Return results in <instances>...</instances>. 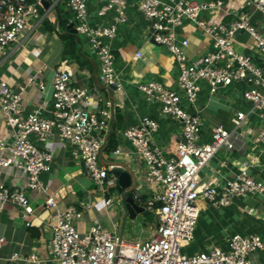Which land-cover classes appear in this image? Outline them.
Here are the masks:
<instances>
[{"label": "built area", "instance_id": "obj_1", "mask_svg": "<svg viewBox=\"0 0 264 264\" xmlns=\"http://www.w3.org/2000/svg\"><path fill=\"white\" fill-rule=\"evenodd\" d=\"M97 1V16L109 17L110 23L92 22L90 0H48L45 9L49 12L60 2L66 3L73 14L72 23L77 33L87 38L96 54L101 83L106 87L115 85L114 92L121 94L124 87L116 69L112 42L118 35L119 25L128 21L130 1H135L139 11L153 23V39L168 48L179 67L177 90L156 80L141 83L139 89L147 100L160 104L164 115L181 122L182 136L175 153L166 156L154 140L159 129L156 119L144 116L138 124L123 132L147 164L148 183L160 185V191L149 200L150 206L160 203L155 208L157 230L151 238L127 241L99 224L82 234L76 226L82 212L73 206L57 209L51 226V248L56 261L58 264H256L250 256L264 247L259 235L234 234L228 250L214 246L194 255L183 251L195 238L200 217L199 198L222 207L238 197L264 195V184L248 173L247 166L221 189L211 183L202 184L201 178L202 169L221 148H233L231 138L248 117L246 112H237L233 130L217 125L212 129L211 141L203 142L204 122L198 99L204 83L211 94L238 81L249 83L244 98L250 103L251 111H260L264 119V35L252 24L250 10L238 13L237 20L230 24L208 23L202 14L221 9L224 1ZM244 5L264 16V0H244ZM42 8V0H0V60L6 48L19 43L21 34L29 26L41 21ZM185 19L196 22L213 40V50L194 61L183 48L188 40H183L182 45L177 41V29ZM238 30L254 38L259 62L252 55L237 51L235 36ZM38 77H28L27 82L44 89V83L37 82ZM24 93V86L14 90L6 80L0 79V110L9 128L7 136H0V168L19 160L25 170L24 186L0 184V212L12 203L25 217L32 214L28 191L47 194L46 207H57L55 198L47 193L48 187L40 180L41 173L51 169L54 155L36 143H47L56 132L75 146L88 176L103 195L105 207L112 208L115 205L112 191L117 189L118 178L111 172L112 166L101 163L112 122V103L107 100L101 105L97 88L73 84L70 73L64 70L55 71L53 76V104L49 117L42 116L40 109L26 112ZM255 141L264 145V127ZM114 153L120 155L122 151L116 149ZM134 198L142 199L141 192H136ZM5 243L6 238L0 237V248ZM11 258L21 259L26 264L43 262L36 253L25 256L15 253Z\"/></svg>", "mask_w": 264, "mask_h": 264}, {"label": "crops", "instance_id": "obj_2", "mask_svg": "<svg viewBox=\"0 0 264 264\" xmlns=\"http://www.w3.org/2000/svg\"><path fill=\"white\" fill-rule=\"evenodd\" d=\"M200 3L218 0H195ZM221 9L207 11L202 18L208 23L230 24L237 20L238 13L250 10L251 22L264 35V16L249 9L244 0H222ZM99 2L90 0L89 11L93 23H110L111 19L97 16ZM41 21L29 26L20 36L19 43H14L4 51L0 60V79L6 80L14 90L25 87L24 105L26 112L40 109L42 116L49 117L53 104V76L55 71L70 73L73 84L97 88L100 91L101 105L109 100L114 118L119 117L120 126L117 135V147L111 151L103 150L101 163L106 167L115 164L125 166L133 175L135 189L141 192L142 199H135L145 212L138 213L134 219L128 214L122 193L113 190L115 205L106 208L103 195L97 190L88 176L79 152L58 132L47 142L36 143L49 149L54 159L51 169L40 175L41 182L48 187L57 202V207H46L47 194L28 191L33 213L25 217L22 210L9 203L0 212V237L6 243L0 248V264H26L21 259H12V255L36 253L42 264H58L52 248V224L57 209L76 207L82 212L76 226L80 233H88L94 225H101L127 241H144L151 238L158 226L157 214L149 200L160 191L159 184L148 183L147 164L136 151L133 143L123 132L140 122L144 116H150L159 122V129L154 140L166 156L175 153L182 136V124L179 120L161 112L160 104L146 99L139 85L149 80L163 83L167 88L177 90L179 75L178 62L168 48L153 39V23L139 11L135 1H130L128 21L118 27V35L112 42L116 55V69L123 83V93H115L114 100L109 90L99 78V63L95 52L86 37L79 35L80 51L83 53L80 64L77 60L65 58L61 33H64L63 21L73 25V14L65 2H60L47 12L42 8ZM47 12V13H46ZM74 27V25H73ZM69 29V28H68ZM177 41L183 46L190 60L194 61L213 50V40L196 22L185 19L177 29ZM237 51L252 55L259 62L260 54L254 38L244 30H238L235 36ZM39 74V75H38ZM39 76L37 82L44 83V89L37 84L28 83V77ZM249 83L238 81L219 92L211 94L206 83L199 94L198 107L201 110L204 126L201 140L211 141L212 129L223 125L233 130V118L237 112H246L248 117L242 128L232 136L233 148H221L210 162L202 169V184L211 183L223 188L229 179L240 173L247 166L248 173L264 184V145L255 141L256 135L264 127L260 111H251L250 103L244 98V91ZM98 110L96 105H93ZM3 114L0 110V136L8 135ZM107 143V140H106ZM120 149L122 153L114 152ZM25 170L21 161L16 160L8 167L0 168V184L24 186ZM129 189V188H126ZM117 190V192H116ZM200 217L196 226L195 238L183 248L187 255L209 251L218 246L229 249L230 238L234 234L259 235L264 241V195L249 194L238 197L232 203L222 207L212 205L207 199L199 198ZM148 211V212H147ZM151 214L153 221L147 219ZM27 222L30 225H27ZM136 237V238H135ZM136 239V240H132ZM256 264H264V247L250 256Z\"/></svg>", "mask_w": 264, "mask_h": 264}, {"label": "water", "instance_id": "obj_3", "mask_svg": "<svg viewBox=\"0 0 264 264\" xmlns=\"http://www.w3.org/2000/svg\"><path fill=\"white\" fill-rule=\"evenodd\" d=\"M42 4L44 8H47L49 5V2L48 0H42ZM68 28L72 33L77 34V30L75 29V27H73L72 24L69 25ZM106 88L109 90V93L114 100V96H115L114 90L116 89V86L110 85L109 87H106ZM112 118H114V112L112 113ZM111 172L115 174L118 178L117 189L123 195L122 199L125 202V207L130 217L134 219L138 213L145 212V207L140 206L131 194V192L135 189V183H134L133 175L130 172V170L127 169L123 165L115 164L112 166ZM126 188H129V189H126ZM122 235H121V238H122Z\"/></svg>", "mask_w": 264, "mask_h": 264}, {"label": "trees", "instance_id": "obj_4", "mask_svg": "<svg viewBox=\"0 0 264 264\" xmlns=\"http://www.w3.org/2000/svg\"><path fill=\"white\" fill-rule=\"evenodd\" d=\"M34 1V0H31ZM68 21H63L64 26V33H61V39L63 42V55L65 58L68 59H75L80 64H84L82 57L84 56L83 53L80 51V39L78 38L77 34L72 33L68 27H67ZM120 126V119L117 117V119L114 121L111 131L108 134L107 137V143L104 147V150L106 152H111L117 147V135H118V128ZM160 205L159 202H156L154 207H158Z\"/></svg>", "mask_w": 264, "mask_h": 264}, {"label": "rangeland", "instance_id": "obj_5", "mask_svg": "<svg viewBox=\"0 0 264 264\" xmlns=\"http://www.w3.org/2000/svg\"><path fill=\"white\" fill-rule=\"evenodd\" d=\"M147 219H148L150 222L153 221L151 214H147ZM135 238H136V237H135ZM132 240H136V239H132Z\"/></svg>", "mask_w": 264, "mask_h": 264}]
</instances>
